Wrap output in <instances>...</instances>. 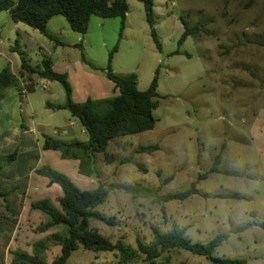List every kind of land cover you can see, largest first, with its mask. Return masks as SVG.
I'll return each mask as SVG.
<instances>
[{"label":"rangeland","instance_id":"obj_1","mask_svg":"<svg viewBox=\"0 0 264 264\" xmlns=\"http://www.w3.org/2000/svg\"><path fill=\"white\" fill-rule=\"evenodd\" d=\"M153 21L161 50L139 0H128L121 36L119 18L93 17L86 35H80L58 16L47 27L54 38L51 40L24 24L16 27L8 12H1L0 71L10 65L17 73L22 57L34 67L51 59L56 67H78V78L75 81L72 74L70 83L75 100L82 97L84 81L88 92L93 89L99 99H109L115 96L114 87L104 70L116 47L112 70L120 76L136 74L139 91L148 90L157 76L159 106L153 111L157 121L154 130L112 141L109 152L117 158L107 164L103 155H97V174L90 179L77 169L70 175L72 169L66 171L68 164L63 161L54 169L82 190L100 185L108 189L106 202L95 212L115 224L108 226L93 219L90 228L112 243L122 241L137 248L140 241L150 246L154 230L166 234L177 228L185 230L188 240L201 245L226 236L216 249L217 258L264 264V228L252 226L239 231L248 223L264 222V0H155ZM184 21L189 29L198 27L199 32L180 43L186 32ZM36 88L32 94L24 87L32 108L26 106L25 115L18 112L16 120L36 124L43 148L41 132L68 142H87L80 122L69 112L46 109V103L57 106L65 101L62 84L47 82L46 89L40 84ZM68 125L72 137H66L68 130L57 134ZM150 145L160 149L151 154L137 153L140 146ZM218 156L219 172H212ZM226 171L245 177L230 176ZM136 183L157 193L135 198L112 189V185ZM193 184L199 194L186 201L161 200L189 190ZM231 194L244 199L223 198ZM51 203L59 208L57 202ZM41 213L35 215L41 222L48 221L49 217ZM29 227L30 223L22 227L21 236L26 237ZM31 238L32 242L39 241L45 234L34 233ZM51 247L48 264L60 250ZM23 249L31 254L30 247ZM166 258L171 264H212L181 250L164 254L157 264ZM143 259L132 264H147ZM67 264H118V259L114 253H93L80 245Z\"/></svg>","mask_w":264,"mask_h":264},{"label":"trees","instance_id":"obj_2","mask_svg":"<svg viewBox=\"0 0 264 264\" xmlns=\"http://www.w3.org/2000/svg\"><path fill=\"white\" fill-rule=\"evenodd\" d=\"M144 5L147 22L151 26L152 37L161 50L158 37L154 28L153 6L155 0H139ZM9 12L12 21L24 24L39 31L45 37L54 40L48 33L49 22L58 16L66 19L71 30L80 35H86L89 30L92 17L101 19H121L122 35L125 28L126 14L128 12V0H0V13ZM186 26V32L180 43L190 35L199 32L198 27L192 29ZM82 49V45H79ZM110 54L108 67L104 70L106 78L114 83L118 94L109 99L92 100L84 103H75L72 99V88L66 74L53 71V61L43 60L39 66L29 65L22 57L21 73L27 76L36 75L39 79L48 82H59L62 84L66 94L63 105L47 106L54 111H67L77 119L86 135L87 142H64L50 136H44V149L46 151L59 152L64 160H73L79 163V174L84 177H93L96 172L97 155L104 156L107 164H111L117 158L109 152V145L116 139H122L155 129L156 119L153 111L159 106V95L157 94V76L154 78L148 90L141 92L138 89V76L134 73L120 76L114 73L111 67L113 53ZM178 54V53H177ZM94 68V67H92ZM22 92L19 79L13 74L11 66L0 71V102L5 98L9 89ZM158 145L140 146L139 154H151L158 151ZM17 152L10 155L8 164H12ZM220 156L217 157L212 172H219L217 165ZM227 175L245 177L237 171H226ZM39 175L47 177L51 184L60 186L63 196L59 199V208L53 206L48 200L32 204L34 210H39L47 215L50 221L35 229V234H45V239L37 240L31 245V254L20 249L9 251L10 264H48L49 244H53L59 250V254L52 264H67L72 253L81 245L85 250L93 253H114L118 264H132L142 258V263L157 264L164 254L174 251H186L194 256L204 257L212 264H246L244 260H227L215 257L216 249L227 239L226 236H218L207 245L193 243L185 237V230L173 228L169 233L162 234L154 230V243L150 246L137 243V248L125 245L122 241L112 243L103 237L98 231L90 228V221L95 219L108 226H113L114 220L103 217L96 213L95 209L106 202L108 189L100 185L97 189L82 190L77 187L64 174L56 172L48 167L38 171ZM112 189H120L135 198L153 197L157 191L136 183L134 185L119 184L112 185ZM199 194L196 185L193 184L189 190L181 193L169 194L161 200L164 202L186 201ZM6 194L0 190V197L6 198ZM226 199H244L242 195H224ZM252 226L264 228L262 223H248L239 231L246 230ZM1 232V230H0ZM51 247V248H52ZM161 264H171L166 258Z\"/></svg>","mask_w":264,"mask_h":264},{"label":"crops","instance_id":"obj_3","mask_svg":"<svg viewBox=\"0 0 264 264\" xmlns=\"http://www.w3.org/2000/svg\"><path fill=\"white\" fill-rule=\"evenodd\" d=\"M8 14L10 15L9 12ZM104 26L102 24V27ZM52 69L56 73L66 74L69 83H71L72 74L75 76V81L78 78V67H56L53 62ZM11 70L20 81L21 91L24 87H27L29 88L28 93L34 94L36 92V85L38 86L39 83L36 75H24L21 73V69L15 73L12 67ZM87 77L88 79H94L91 75H87ZM79 78L82 79L81 76ZM109 82L114 87L112 93L117 95L118 91L115 89L114 83ZM76 83L77 85L79 84L78 82ZM81 87L83 88L81 89L82 97L80 101L75 100V91L74 88L72 89V99L75 103H84L88 99L102 100L95 96V90L90 89L91 92L87 91L88 84L85 81ZM12 91L8 90L5 98L0 102V190L7 195L6 198L0 197V264H10L9 251L17 249L26 251L23 248H31L33 243L31 236L34 234L35 229L50 221L49 219L46 222H41L37 215H35L36 212L41 213V211L34 210L32 204L43 200L59 203V199L63 196L60 186L51 184L50 180L47 177L39 175L38 171L44 167H50V169L55 170L54 168L59 167L63 161L68 164L66 171H69V169L71 171L72 169V174L70 175H73L76 169L79 173V163L77 161L64 160L59 152L46 151L43 148V143L39 140L36 124L30 125L25 124L21 120H16L18 112L23 116L26 113V106L28 109L32 108V101L28 97V94L21 97L20 92L16 90L15 92ZM65 101L58 105H63ZM48 104L46 103V109L54 111L47 106ZM49 117H52V115ZM32 120L35 119L33 118ZM70 129V125L65 126L57 134L67 133L68 130L70 136L66 135V137H72L73 131ZM81 132L86 135L84 129H81ZM40 134L43 137L49 136L44 132ZM52 138L68 142L61 139L60 136ZM15 152H17L15 161L12 164H8L10 155ZM66 171L65 173H67ZM85 178L90 179L88 177ZM27 223H30V227L26 237H23L21 236L22 227Z\"/></svg>","mask_w":264,"mask_h":264},{"label":"built area","instance_id":"obj_4","mask_svg":"<svg viewBox=\"0 0 264 264\" xmlns=\"http://www.w3.org/2000/svg\"><path fill=\"white\" fill-rule=\"evenodd\" d=\"M0 43H1V40H0ZM37 79H38V82H39L38 84H40L43 87V89H46L47 83L45 81L39 79V78H37ZM25 94H26V90H22L21 96L24 97Z\"/></svg>","mask_w":264,"mask_h":264}]
</instances>
